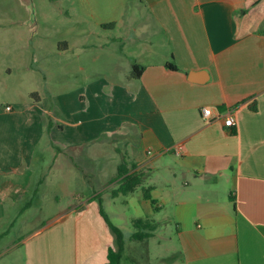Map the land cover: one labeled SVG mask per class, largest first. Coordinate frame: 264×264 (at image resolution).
Returning <instances> with one entry per match:
<instances>
[{
    "label": "crops",
    "instance_id": "1",
    "mask_svg": "<svg viewBox=\"0 0 264 264\" xmlns=\"http://www.w3.org/2000/svg\"><path fill=\"white\" fill-rule=\"evenodd\" d=\"M79 1L85 23L77 24V36H98L86 27L93 14L82 13L85 0ZM114 5L126 23H99L110 31L105 46L118 68L102 89L104 97L126 102L125 108L111 113L104 107V118L89 114L82 121L78 106L89 103L84 82L67 74L57 96L27 92L23 101L0 104V223L13 225L33 205L44 207L39 188L47 187L50 175L43 179L41 171L46 164L51 173L61 158L69 175L57 188L72 202L78 197L76 204L53 207L59 214L15 247L24 248L26 264H107L114 235L96 196L105 192L107 203H114L113 181L125 160L135 168L131 172L146 175L154 210L164 214L163 222H155L177 225L182 264H264V0H116ZM86 41L77 45L79 52L98 47ZM67 51L68 43L61 52ZM133 64L144 67L139 79L130 77ZM68 84L78 87L69 97ZM203 108L214 116L232 114L235 126L225 127L224 118L206 122ZM66 135L68 140L61 139ZM101 135H108L113 150L98 168L101 149L93 148ZM105 169L111 170L109 177ZM76 174L81 195L61 189ZM142 201L147 207L143 196Z\"/></svg>",
    "mask_w": 264,
    "mask_h": 264
},
{
    "label": "rangeland",
    "instance_id": "2",
    "mask_svg": "<svg viewBox=\"0 0 264 264\" xmlns=\"http://www.w3.org/2000/svg\"><path fill=\"white\" fill-rule=\"evenodd\" d=\"M105 1H108L107 5ZM115 2L116 0H113V3L111 0L83 1L82 13L93 14L92 19H86V27L91 28L98 36L79 38L77 24L84 21L78 12L79 0H66L64 4H60L59 0H0V104L9 105L23 101L27 98V92L33 96L38 93L41 98L46 94L57 96L61 91L60 80L67 74L71 78L77 77L84 84L86 80H92L89 89V84H83L81 87L82 92L89 98V103L78 106L79 110H83L80 118L82 121L86 122L89 114L94 115V118H104L105 109H111V113H120L126 102L123 104L103 96L107 94L102 87L107 84L108 76L117 72L118 68L110 59V48L105 46L111 38L110 31L99 26V23H109L112 19L119 25L126 23L124 13L118 12ZM124 29L126 27L119 29L118 33H124ZM84 40L98 47L90 49L91 52H79L77 45ZM63 43H68L69 52H61ZM77 89V86L68 84L69 92L65 94L69 97V93H74ZM94 93L102 98L95 99L92 97ZM100 103H104L103 108ZM89 104L92 109L88 108ZM68 110L73 112L74 107L69 106ZM61 139L66 141L68 136H62ZM108 140V135H101L96 140L98 143L95 146L101 149L97 150L98 168L112 157L113 149L107 146ZM56 161L57 166L51 169V173L46 164L41 171L43 179L50 175L46 177L47 187L39 188L44 193L39 197L44 201V207L40 205L37 209L38 206L33 205L23 216L11 222L13 225L9 221L0 223V235L6 234L0 241V264H26L24 248L19 245L18 248L15 247L18 241L37 231L35 227L48 225L59 214L58 210L51 211L53 207L64 210L70 207V203L76 204L78 197L72 202L70 196H62L60 188H57L58 183H63L60 181L64 176L69 175V170L61 158ZM78 164L85 170L82 162L78 161ZM104 172H107L108 177L111 174L110 169H105ZM73 176L71 175L72 180L68 186L61 189H66L68 194L74 192L73 194L81 195L83 190L79 184V175ZM36 179L38 181L37 175ZM56 196L58 198H55ZM142 196L139 191L128 197L119 196L113 204H109L105 192L101 195L105 215L126 235L123 264H182L177 225L171 221L159 224L154 237L148 239L145 244L129 239V236L137 231L133 226L134 220L148 218L163 222L164 214L154 210L147 201L145 207ZM24 205L25 203L16 210L20 211Z\"/></svg>",
    "mask_w": 264,
    "mask_h": 264
},
{
    "label": "trees",
    "instance_id": "3",
    "mask_svg": "<svg viewBox=\"0 0 264 264\" xmlns=\"http://www.w3.org/2000/svg\"><path fill=\"white\" fill-rule=\"evenodd\" d=\"M66 47L67 43H63ZM167 68L175 71L176 66L173 63H168ZM144 71V67L133 64L132 72L130 77L132 79H139ZM133 168H130L125 160L118 167V172L115 180L116 188L111 191V198L115 199L119 196H129L137 191H142L143 198L148 201L152 208L156 209V201L151 196V187H146L145 179L146 175L144 173L131 172ZM97 200H101V215L106 221L109 229L114 235V246L111 247L108 251L107 264H123L124 254L126 250V235L123 230L113 225L109 218L105 215L103 209L102 197L100 195L96 196ZM232 202L235 203V199L231 196ZM133 226L137 229L136 232L132 233L129 236L131 241L144 243L147 242L148 239L154 237L156 230L159 227V224L154 220L150 219H137L133 221Z\"/></svg>",
    "mask_w": 264,
    "mask_h": 264
},
{
    "label": "built area",
    "instance_id": "4",
    "mask_svg": "<svg viewBox=\"0 0 264 264\" xmlns=\"http://www.w3.org/2000/svg\"><path fill=\"white\" fill-rule=\"evenodd\" d=\"M202 116L203 119L208 123L224 118L225 127L233 128L235 126V119L232 114H228L227 117H224L222 114L218 113L216 116H214L211 108H203Z\"/></svg>",
    "mask_w": 264,
    "mask_h": 264
}]
</instances>
